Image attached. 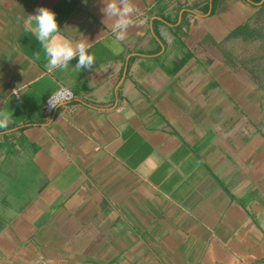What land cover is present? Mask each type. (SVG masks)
I'll list each match as a JSON object with an SVG mask.
<instances>
[{
	"label": "crops",
	"instance_id": "crops-1",
	"mask_svg": "<svg viewBox=\"0 0 264 264\" xmlns=\"http://www.w3.org/2000/svg\"><path fill=\"white\" fill-rule=\"evenodd\" d=\"M132 2L116 42L102 0H0V264H264V0ZM39 7L93 69L49 68Z\"/></svg>",
	"mask_w": 264,
	"mask_h": 264
},
{
	"label": "clouds",
	"instance_id": "clouds-1",
	"mask_svg": "<svg viewBox=\"0 0 264 264\" xmlns=\"http://www.w3.org/2000/svg\"><path fill=\"white\" fill-rule=\"evenodd\" d=\"M102 3L104 6L100 12L104 17L116 18L111 29L116 42L125 39L126 30L134 22L144 23V20H135L136 7L132 0H102ZM30 18L28 30L42 47L50 69H65L74 57L78 58L74 65L76 69L91 70L94 68L95 57L90 51L87 39H70L64 35L53 10L39 7L35 14L30 15ZM48 103L49 107H55L50 99ZM9 123V116L0 113V129H6Z\"/></svg>",
	"mask_w": 264,
	"mask_h": 264
},
{
	"label": "rangeland",
	"instance_id": "rangeland-1",
	"mask_svg": "<svg viewBox=\"0 0 264 264\" xmlns=\"http://www.w3.org/2000/svg\"><path fill=\"white\" fill-rule=\"evenodd\" d=\"M252 43V44H250V43ZM237 45V44H236ZM238 45H240V44H238ZM244 46H246L247 47V49L248 50H251L252 52H250V53H252V54H247L246 56H244V55H236V58H242V60H243V58L245 57V58H247L246 59V61H244L245 63H247V64H249V63H254L255 61H253V59L252 60H250L253 56L255 57V56H257L258 58V61L257 62H260L261 63V65H263L264 66V42L263 41H254V42H251V41H248V45L247 44H243L242 45V47H244ZM254 52H256V53H258V54H254ZM224 57H225V60L230 64V65H232V64H235L234 62H237V61H235L234 59H235V56H231L230 54H225L224 55ZM237 60V59H236Z\"/></svg>",
	"mask_w": 264,
	"mask_h": 264
},
{
	"label": "built area",
	"instance_id": "built-area-1",
	"mask_svg": "<svg viewBox=\"0 0 264 264\" xmlns=\"http://www.w3.org/2000/svg\"><path fill=\"white\" fill-rule=\"evenodd\" d=\"M74 97L75 95L69 87L60 86L56 92L46 99L43 106L44 114L50 116L59 105L72 101ZM49 99L55 104V107H49Z\"/></svg>",
	"mask_w": 264,
	"mask_h": 264
},
{
	"label": "trees",
	"instance_id": "trees-1",
	"mask_svg": "<svg viewBox=\"0 0 264 264\" xmlns=\"http://www.w3.org/2000/svg\"><path fill=\"white\" fill-rule=\"evenodd\" d=\"M250 33L249 32V28L248 26H243L241 28H238L237 30H235L233 33H232V37L233 36H239V35H246ZM253 34V33H252Z\"/></svg>",
	"mask_w": 264,
	"mask_h": 264
}]
</instances>
